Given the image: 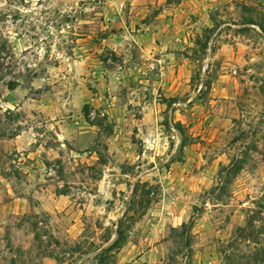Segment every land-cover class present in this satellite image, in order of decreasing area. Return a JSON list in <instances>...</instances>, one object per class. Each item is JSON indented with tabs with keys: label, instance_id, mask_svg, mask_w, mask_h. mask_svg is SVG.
<instances>
[{
	"label": "rangeland",
	"instance_id": "1",
	"mask_svg": "<svg viewBox=\"0 0 264 264\" xmlns=\"http://www.w3.org/2000/svg\"><path fill=\"white\" fill-rule=\"evenodd\" d=\"M0 264H264V0H0Z\"/></svg>",
	"mask_w": 264,
	"mask_h": 264
}]
</instances>
